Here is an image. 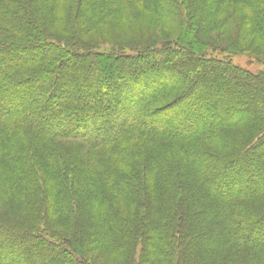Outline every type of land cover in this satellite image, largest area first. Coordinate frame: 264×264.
Masks as SVG:
<instances>
[{"label":"trees","instance_id":"trees-1","mask_svg":"<svg viewBox=\"0 0 264 264\" xmlns=\"http://www.w3.org/2000/svg\"><path fill=\"white\" fill-rule=\"evenodd\" d=\"M249 47L264 0H0V264H264Z\"/></svg>","mask_w":264,"mask_h":264},{"label":"rangeland","instance_id":"rangeland-1","mask_svg":"<svg viewBox=\"0 0 264 264\" xmlns=\"http://www.w3.org/2000/svg\"><path fill=\"white\" fill-rule=\"evenodd\" d=\"M235 16V14H234ZM233 25V24H232ZM231 25V28H232ZM125 24H122V29ZM127 26V25H126ZM116 28L113 26H101L98 28V30L90 31L86 36L82 38V41L87 45L90 49H101L104 47H107L109 45H120L124 49L128 48L131 45H140L143 42H146L149 40V37L146 38V36L136 35L132 31L131 33L125 32L124 30L120 31L118 34H115ZM164 32V30H162ZM166 33V32H165ZM118 36V38H116ZM158 35H152V38L157 37ZM165 37H169L170 39L173 38V36H168V34H165ZM165 39L164 37H162ZM168 38V39H169ZM157 39V38H156ZM174 39V38H173ZM160 41H163L160 39ZM174 41V40H170ZM107 45V46H106ZM28 51H18V50H11V53H9L8 58H18L19 56L27 54L30 55ZM211 53V52H210ZM216 55V53H214ZM219 56L224 57L225 54H220ZM229 59L231 62L241 66V68L248 70L250 72H263L264 73V49H261V47H249L248 51L238 53L235 55L229 56ZM76 67L79 60H76ZM75 67V68H76ZM50 69V68H49ZM47 69V70H49ZM54 71L52 68L50 69V75L54 74ZM105 74V73H104ZM47 79V78H45ZM50 79V78H48ZM25 87L34 88L32 87L31 83H26ZM35 89V88H34ZM238 133H245L248 129V126H246V123H241V125L236 128ZM243 133V134H244Z\"/></svg>","mask_w":264,"mask_h":264}]
</instances>
